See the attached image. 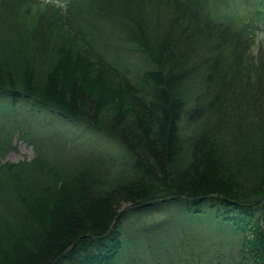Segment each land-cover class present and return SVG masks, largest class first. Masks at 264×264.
Segmentation results:
<instances>
[{"label":"trees","instance_id":"trees-1","mask_svg":"<svg viewBox=\"0 0 264 264\" xmlns=\"http://www.w3.org/2000/svg\"><path fill=\"white\" fill-rule=\"evenodd\" d=\"M42 3L0 0V100L87 126L121 151L50 142L29 162L0 163V264H264L256 25L217 0ZM97 17L145 58L139 78L105 68ZM57 31L51 62L43 46ZM167 209L178 217L140 224Z\"/></svg>","mask_w":264,"mask_h":264},{"label":"rangeland","instance_id":"rangeland-1","mask_svg":"<svg viewBox=\"0 0 264 264\" xmlns=\"http://www.w3.org/2000/svg\"><path fill=\"white\" fill-rule=\"evenodd\" d=\"M43 7L39 11L44 10L45 3L64 6L65 0H41ZM226 3V4H224ZM219 12L221 14L230 13L240 17L238 23L252 22L256 25V41L255 45L250 48L253 55L257 54V50L264 52V0H217ZM262 10V17L257 18L254 9ZM32 15H36L35 10ZM216 16V13L213 14ZM27 18V17H26ZM98 18V27L94 36V50L97 54L105 58V68L114 70L128 69L127 77L134 80L135 76L139 78V74L144 72L147 67L144 62L145 58L139 56L137 52H131L125 43L122 36L118 34V29L107 19ZM52 39L47 46L44 47L45 57L49 61H53L57 56V46L60 43L58 38L60 32H54ZM37 46L39 40L34 42ZM32 50L35 47L30 45ZM42 47V49H43ZM36 67L42 63L44 68L47 67L42 56L35 54L32 58ZM50 62V63H51ZM140 66L138 67V65ZM111 66V67H110ZM141 67V69H139ZM149 67V66H148ZM46 74V73H45ZM141 75V74H140ZM130 84H134L131 81ZM0 127L4 128L3 133H9L10 147L0 158V163H18L21 161H31L35 156V147L44 145L45 143L60 142L66 148V152L85 154L89 151L96 153L117 154L121 151L119 146L104 139L99 133L80 124H70L57 116L48 115L41 111L37 114V108L33 107L29 102L20 101L16 106H11L9 102L0 100ZM186 136L191 132L188 128ZM52 144V145H53ZM178 212L176 209H167L163 212L151 216L142 217V222L150 223L153 220H164L165 218H177ZM137 229L139 226L134 224ZM205 233V229L199 230Z\"/></svg>","mask_w":264,"mask_h":264}]
</instances>
